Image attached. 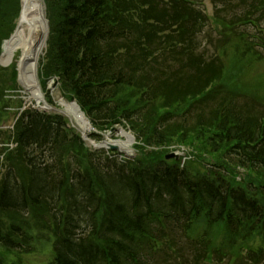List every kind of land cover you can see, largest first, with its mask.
I'll return each instance as SVG.
<instances>
[{"label":"trees","instance_id":"trees-1","mask_svg":"<svg viewBox=\"0 0 264 264\" xmlns=\"http://www.w3.org/2000/svg\"><path fill=\"white\" fill-rule=\"evenodd\" d=\"M44 1L51 28L42 75L57 77L64 96L76 101L97 130L124 125L146 149H162L174 140L187 144L197 150V160H205L200 162L205 172L166 161L163 149L126 163L104 151L84 150L62 117L26 109L13 137L27 179L18 178L11 165L0 179V211L15 218L7 232L0 231V245L22 249L30 238L22 217L31 212L49 221L54 239L49 264L233 259L239 242L212 239L213 227L221 223L230 230L254 223L243 244L254 239L253 229L264 243L259 182L247 186L236 175L243 170L264 176V99L256 95L264 79L258 76L249 87L248 100L232 95V81L240 82V74L219 56L199 51L202 16L191 0ZM236 1L242 9L264 8V0ZM17 13L18 0H0V42ZM256 13L262 16L264 9ZM246 19L245 25H255L249 15ZM224 38L234 45L238 64L264 60L261 34ZM242 47L250 50V59L240 58ZM10 70L2 80L8 71L0 67V81L16 86ZM224 80L231 88L218 98L210 88ZM258 189L264 192L263 186ZM251 250L233 264L264 261V246Z\"/></svg>","mask_w":264,"mask_h":264},{"label":"rangeland","instance_id":"rangeland-1","mask_svg":"<svg viewBox=\"0 0 264 264\" xmlns=\"http://www.w3.org/2000/svg\"><path fill=\"white\" fill-rule=\"evenodd\" d=\"M191 1H193L194 5L197 6L196 7L197 10L195 9L196 11H200V14L204 13L206 16L210 18V21H208L207 24L202 21H198L197 27L201 33V36H200L201 43H200L199 51L201 52L208 51L209 53H215L216 55L218 54V56L223 60L224 64L234 69L238 75L240 74L241 81L238 83H235V80H233L232 85L235 86V89L231 91L239 90L240 95H243L246 90V85L254 86L257 84L258 76L261 78V81H263L264 61H259L253 64L247 63V62L244 65L238 64L235 61V57H234L235 56L234 53L237 52L234 48V45L231 43H225L224 37L226 34L229 35L230 32H228L227 30L225 31V29L222 28L223 25H221V23H225V22H223L221 19L223 17L226 23L231 22V21H241L239 19H233L234 15H238L237 11L232 9L231 11H227L225 14H221L220 17L214 18V16L217 14L215 13L217 9L213 7V0H191ZM46 17H47L46 19L48 20L49 33H50L51 21L49 20V14H46ZM15 25H16V18L13 17L12 26L15 27ZM260 26L263 27L264 24H261ZM244 28H246L247 30L246 33H249L250 35L253 34L254 36H259V34H261L262 36H264V31L262 33H258L256 31V28L252 27L251 25L239 26L238 29L243 30ZM5 39L6 37L1 40L0 47H1L2 41ZM242 48L243 49H241L240 52L238 51L240 58H242V56L244 55L245 60L250 59L251 58L250 50L247 47H242ZM10 69H13V67ZM10 69H6L8 71L7 76L2 78V80H5L6 78L8 79L9 73L11 72ZM8 83L9 81L6 83L0 81V143H2L3 145L9 144L10 141L12 140L13 135L12 133H10V130L12 129L13 123L17 119L20 113V110L22 109L21 104L23 103V99L19 98V92L17 91V93H13L17 85L14 86ZM13 84H15V82ZM47 84L43 87V89L47 87ZM55 85L56 84L54 81L53 86ZM221 85L224 87L225 90H229V88H231L227 80L222 81ZM236 85H240L241 87L238 88L236 87ZM48 94L49 93L47 92V96ZM256 95L264 99V89L262 91H258ZM27 106H31V105L28 104ZM32 106L35 107V105H32ZM38 109L42 110L41 106L38 107ZM125 131L128 132L127 130ZM115 135L116 134L114 133L110 137V140H117L120 138V137H116ZM172 142L171 144L167 146L181 148V145H179L176 140ZM133 144L131 145V148L134 150V146L136 144L135 145ZM183 145L186 146L185 147L186 151L183 150L184 154H187V155L189 154L190 156V160L187 163V169L190 172L195 173V174L196 173L203 174L205 170L203 169V166L200 164V162L205 161V160H197L196 158L197 150L188 148L190 146H188L187 144H183ZM152 150L153 149H149V150L142 149V152L139 150H136V152L139 155L140 153L146 154L147 152L152 151ZM160 150L162 149L158 148L153 151H160ZM4 152L6 153V157L9 159V163L5 162L7 160L6 157L4 158V161H1V157H0V179L2 175L4 174L6 167L11 165L14 168L17 177L22 179L23 182L26 181L27 179L26 169L23 166V164L20 162V160L17 158V156L15 155L14 150L9 151L5 148ZM162 153H164L163 150H162ZM2 162H5L4 166H1ZM209 162H210V159H209ZM236 175L238 177L237 179L242 180V183H244L247 186L250 185L254 181H258L259 183L255 186L257 188L256 197L259 200H264V192L258 189L260 186L264 187V176L259 175V174L248 175L243 170H237ZM38 213L39 212H34V213L31 212L29 214H25L22 217L25 219V221L22 223V229L23 231H26L25 234H28V236L30 237L29 240L24 241L22 247L25 249H30V250L27 252H25L24 250H20V252H18L15 250H7L3 248L2 246H0V264H49L52 261L53 238L51 235L50 224H49V221L43 223ZM7 214H10V212L0 211V231L2 232H7L11 220L15 219L13 218V216L11 217ZM17 220H19V217H17ZM213 234L214 235L212 236V239L215 242L220 241L221 238L231 237L239 243L237 244V246L235 247L233 251V256H234L233 259L230 258L228 260V257H222L220 258L219 261H216L214 259H210L207 257L205 258L203 264H233V262L239 263L240 261H242L241 258L243 256L247 257V256L252 255V250H251L252 247L254 249H257V247L259 246H262V247L264 246V243L261 239V233L260 231H257V230H253L254 239L251 240L250 238H248L246 240L247 243H244V244H243V241L245 242L244 240L245 237L243 236L241 232L230 233L225 227L215 226L213 227ZM247 236L250 237L249 234H247ZM252 259L253 258H251L250 263H252ZM178 264H187V261H184V260L178 261ZM190 264H192V262ZM243 264H247V263L243 262Z\"/></svg>","mask_w":264,"mask_h":264},{"label":"bare ground","instance_id":"bare-ground-1","mask_svg":"<svg viewBox=\"0 0 264 264\" xmlns=\"http://www.w3.org/2000/svg\"><path fill=\"white\" fill-rule=\"evenodd\" d=\"M43 5V0H19L16 25L4 43L0 55L2 66L14 65L17 68L19 75L16 78L25 104L39 105L44 101L38 79L39 61L43 53L41 46L49 30ZM25 54L31 56L26 58ZM59 103L64 108L63 113L77 125L79 131L85 135L89 133V127L77 108L63 101ZM117 134L121 135L117 143L118 149L128 154V134L121 130H118Z\"/></svg>","mask_w":264,"mask_h":264},{"label":"water","instance_id":"water-1","mask_svg":"<svg viewBox=\"0 0 264 264\" xmlns=\"http://www.w3.org/2000/svg\"><path fill=\"white\" fill-rule=\"evenodd\" d=\"M46 40H47V38L45 37V38H44V42H46ZM29 52H30V51H29ZM30 54H31V52H30ZM30 54H29V55H26V54H25L26 58H29V57L31 56ZM72 104L75 105L76 108L78 109V111L81 113L80 108L77 106V104H76L75 102H72ZM81 114H82V113H81ZM114 131H115V128H111V129H110V132H114ZM130 139L133 141V137L130 136ZM108 147H109L110 149L117 150L116 147H112V146H110V145H108ZM97 148H101V146H97ZM166 158H167V159H170V158H175V159H177V155H175V154H171V155L167 156Z\"/></svg>","mask_w":264,"mask_h":264}]
</instances>
